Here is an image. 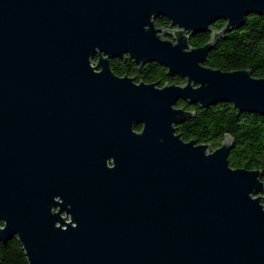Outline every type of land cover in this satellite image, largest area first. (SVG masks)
<instances>
[{
    "label": "water",
    "instance_id": "1",
    "mask_svg": "<svg viewBox=\"0 0 264 264\" xmlns=\"http://www.w3.org/2000/svg\"><path fill=\"white\" fill-rule=\"evenodd\" d=\"M250 16L264 0H0V244L28 264H264L262 172L231 167V136L177 134L196 116L179 102L264 117V78L205 66ZM126 56L186 83L116 76Z\"/></svg>",
    "mask_w": 264,
    "mask_h": 264
},
{
    "label": "trees",
    "instance_id": "2",
    "mask_svg": "<svg viewBox=\"0 0 264 264\" xmlns=\"http://www.w3.org/2000/svg\"><path fill=\"white\" fill-rule=\"evenodd\" d=\"M157 27L164 29L171 22L160 17L156 20ZM224 22H219L215 29H222ZM211 34L197 35L191 41L194 48L206 45ZM97 62L98 58H94ZM112 71L119 77H132L137 82L157 84L160 87L168 85H184L185 80L178 76L171 77L168 70L151 63L141 69L130 59L113 60ZM206 67L223 71L249 70L256 78H264V16H250L247 24L228 34L214 51L208 56ZM179 108L193 111L196 116L177 127V134L185 142L197 141L219 148L225 136L234 139V145L229 155V162L234 169L259 170L264 182V117L256 114H240L232 104L220 103L207 109L190 106L185 102L178 104ZM140 125L136 130H141ZM264 204V199L262 200ZM1 264H28L22 245L17 238L7 244H0Z\"/></svg>",
    "mask_w": 264,
    "mask_h": 264
},
{
    "label": "flooded vegetation",
    "instance_id": "3",
    "mask_svg": "<svg viewBox=\"0 0 264 264\" xmlns=\"http://www.w3.org/2000/svg\"><path fill=\"white\" fill-rule=\"evenodd\" d=\"M219 22H224V21H219ZM219 22H217L215 25H217ZM224 23H225V22H224ZM215 25H214V26H215ZM225 25H226V23H225ZM214 26H213V29H215ZM158 28H159V27H158ZM160 29H161V28H160ZM164 29H175V28L172 27V24H171V25H170L169 27H167V28L164 27ZM196 36H197V35H196ZM196 36H195V37H196ZM195 37H193V38H195ZM167 38H169L170 40L174 41V39H173L172 37H167ZM193 38H191V41H192ZM191 41H190V43H191ZM209 55H210V54H209ZM125 58H126V59H130L129 56H126ZM113 60H123V58L111 59V60H110V67H111V64H112L111 62H113ZM130 60H131V59H130ZM132 61H133V60H132ZM134 63H135V62H134ZM150 64H151V63H150ZM155 64H156V63H155ZM146 65H148V64H146ZM146 65H141V66L144 67V66H146ZM135 66L139 68L138 65L135 64ZM142 67H141V68H142ZM141 68H140V69H141ZM163 68H164V67H163ZM165 69H166V68H165ZM111 70H112V67H111ZM113 73H114V72H113ZM116 76H117V75H116ZM126 77H129V76H126ZM130 78H132V77H130ZM133 79L135 80L136 83H138V84L141 83V82H137L135 78H133ZM142 83H145V82H142ZM146 84H150V83H146ZM157 85H158V84H157ZM158 87H160V86L158 85ZM161 88H162V87H161ZM179 103H180V102H179ZM179 103H178V104H179ZM178 104H177V107H178ZM178 108H179V107H178ZM141 130H142V127H141ZM141 130H139L138 132H140ZM136 131H137V130H136Z\"/></svg>",
    "mask_w": 264,
    "mask_h": 264
},
{
    "label": "rangeland",
    "instance_id": "4",
    "mask_svg": "<svg viewBox=\"0 0 264 264\" xmlns=\"http://www.w3.org/2000/svg\"><path fill=\"white\" fill-rule=\"evenodd\" d=\"M167 39H169V38H167ZM169 40H170V39H169ZM93 61H94V63H96L95 60H94V58H93ZM215 149H216V148L210 146L209 151L212 152V151L215 150Z\"/></svg>",
    "mask_w": 264,
    "mask_h": 264
}]
</instances>
